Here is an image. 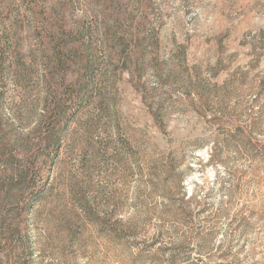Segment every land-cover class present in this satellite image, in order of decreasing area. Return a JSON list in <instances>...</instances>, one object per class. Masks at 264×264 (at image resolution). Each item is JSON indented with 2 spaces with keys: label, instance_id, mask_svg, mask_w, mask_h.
I'll return each instance as SVG.
<instances>
[{
  "label": "rangeland",
  "instance_id": "374dc122",
  "mask_svg": "<svg viewBox=\"0 0 264 264\" xmlns=\"http://www.w3.org/2000/svg\"><path fill=\"white\" fill-rule=\"evenodd\" d=\"M24 1L0 0V49L15 52L0 55V112L20 140L39 119L45 44ZM27 1L55 29L116 14L157 67L146 66L144 86L124 72L103 80L105 111H79L56 154L40 151L38 202L0 206V264H186L202 234L228 242L235 264H264V0ZM2 171L5 193L16 182ZM111 213L135 234L108 239L91 222Z\"/></svg>",
  "mask_w": 264,
  "mask_h": 264
},
{
  "label": "trees",
  "instance_id": "16d2710c",
  "mask_svg": "<svg viewBox=\"0 0 264 264\" xmlns=\"http://www.w3.org/2000/svg\"><path fill=\"white\" fill-rule=\"evenodd\" d=\"M24 5L27 15L39 19L41 26H36L34 30L45 42L43 48L39 49L38 66L43 93L36 127L23 140L10 136L7 132V120L0 112V167L3 170L1 176L9 184L16 182L5 193L0 190V206H33L38 202V184L43 187L42 165L47 162L39 160L40 151L51 150V154H56L61 136L79 111L87 108L105 111L102 103L107 98L105 95L100 98L96 92L97 86L103 80L115 85L118 75L124 72L128 76V84L133 87L144 86L146 66L157 67L156 54L149 58L141 51V47L134 44L141 42L144 37L134 38L131 37L132 34L129 37L124 33L122 20L116 14H96L90 18L87 25L77 24L69 28L55 29L45 9H40L27 0ZM146 24L147 21L139 23L137 30L142 31ZM14 53V50L0 49V55L3 54L8 59L12 58ZM8 66L6 74H10L13 79L19 78L17 67L13 66L12 70L11 66ZM183 69L188 71L187 66ZM179 75L182 76L183 86L190 88L189 76H185V72L181 71L178 72L177 76ZM161 77L162 75L157 73V86L161 85ZM193 91L195 95L197 90ZM4 93L5 90L0 92V111ZM191 101L195 102L193 98ZM100 104L103 106L97 108ZM107 106H110V102ZM32 134L34 137L31 139ZM47 155L48 158L51 156ZM29 192L32 196L26 198ZM204 212L208 210L205 209ZM172 216L176 217L177 211ZM182 216L183 220H191L190 214ZM95 217L96 220L91 222L102 232L105 231L108 239L120 240L135 234L130 224L115 220L112 213ZM209 235L198 236V257L187 259L186 264H235L236 256L230 253V244L219 242L210 246L206 239Z\"/></svg>",
  "mask_w": 264,
  "mask_h": 264
}]
</instances>
